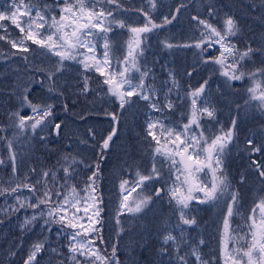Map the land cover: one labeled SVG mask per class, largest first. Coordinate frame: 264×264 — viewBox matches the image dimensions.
Instances as JSON below:
<instances>
[{
  "label": "snow or ice",
  "instance_id": "snow-or-ice-1",
  "mask_svg": "<svg viewBox=\"0 0 264 264\" xmlns=\"http://www.w3.org/2000/svg\"><path fill=\"white\" fill-rule=\"evenodd\" d=\"M0 264H264V0H0Z\"/></svg>",
  "mask_w": 264,
  "mask_h": 264
},
{
  "label": "trees",
  "instance_id": "trees-1",
  "mask_svg": "<svg viewBox=\"0 0 264 264\" xmlns=\"http://www.w3.org/2000/svg\"><path fill=\"white\" fill-rule=\"evenodd\" d=\"M214 246V245H213Z\"/></svg>",
  "mask_w": 264,
  "mask_h": 264
}]
</instances>
